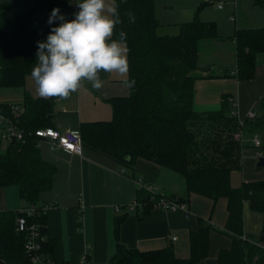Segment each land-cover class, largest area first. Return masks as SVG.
I'll use <instances>...</instances> for the list:
<instances>
[{"label": "trees", "instance_id": "obj_1", "mask_svg": "<svg viewBox=\"0 0 264 264\" xmlns=\"http://www.w3.org/2000/svg\"><path fill=\"white\" fill-rule=\"evenodd\" d=\"M116 2L123 22L116 26L113 39L119 38L120 30L126 32L127 79L136 83L127 94L109 98V119L79 122L82 145L126 166L141 157L167 167L183 178L186 196L194 193L212 200L225 198L227 216L219 231L230 238V245L217 253L216 264H264V249L257 245L264 241V179L243 181L236 187L229 183L230 171L240 167L242 148L252 146L248 137L253 133L260 138L264 155V102L258 112L253 110V117L245 116L241 121L226 93L221 94L217 109L195 110L192 94L193 80L199 76L198 42L221 39L215 23L201 20L195 13L179 22L175 32L160 33L153 0ZM53 8H59L69 20L65 0L0 1V86H20L25 75L31 74L37 41L46 40L51 28L61 23H47ZM129 11L135 15V23H129L125 15ZM229 37L234 43V66L223 74L247 79L259 62L264 70V22L256 27H237ZM206 68L210 69L209 65ZM10 106L0 103L1 114L20 130L21 137H13L0 149V187L15 185L18 197L34 204L54 177L55 166L41 156L39 137L34 134L36 128L52 125L53 99L24 93L20 109L12 111ZM1 122L4 125L6 121ZM164 197L186 202L175 195ZM244 202L262 217L254 241L242 238ZM140 204L137 217L153 209L146 197ZM40 210L26 216L17 210L0 209V259L7 264H32L24 250L25 231L16 230L18 216H24L27 224H36L40 253L53 261L54 240L45 236L44 212ZM123 218L124 213L113 218L115 237ZM213 229L207 221L197 219L196 229L188 233L186 258L176 257L170 246L139 251L116 241L107 264H195L206 256Z\"/></svg>", "mask_w": 264, "mask_h": 264}, {"label": "crops", "instance_id": "obj_2", "mask_svg": "<svg viewBox=\"0 0 264 264\" xmlns=\"http://www.w3.org/2000/svg\"><path fill=\"white\" fill-rule=\"evenodd\" d=\"M217 1H221L220 7L216 5ZM233 1L235 6L244 2ZM210 9L222 11V0H153L154 14L159 23L157 30L164 28L163 32L158 31L160 33H172L171 29L176 31L179 22L190 19L195 13L201 20L218 23L217 18L211 17ZM234 13V9L228 12L230 21L235 20ZM263 22L264 12H257L249 13V18L239 25L256 27ZM217 33L222 42L225 32ZM227 40L230 44L228 63L224 61L220 63V69L214 70L216 64L213 62L208 64L210 69L204 67L197 71L199 76L193 80L192 106L198 111L217 109L221 94L226 93L230 95L234 111L241 121L248 110L258 112L260 103L264 102L263 63H257L253 75L247 79L223 74L234 66V43L229 36ZM101 78L104 86L99 91L85 83L68 99L52 97V125L49 126L59 130L77 129L81 121L109 119V98L127 94L128 87L116 74L101 73ZM24 93L41 97L31 74L25 75L20 86H0V103L14 104L18 106L17 111ZM1 116L0 111V125ZM3 143L0 140V149ZM38 147L41 156L55 166L50 188L43 190L34 204H28L18 197L15 185H4L0 187V209L46 206L43 213L45 236L54 240L51 256L58 264L77 263L83 255L86 256L83 264H107L116 241L139 251L170 246L176 257L186 258L189 255L188 233L196 229L197 219L207 221L214 229L209 232L206 256L195 264H216L217 253L229 247L230 238L219 231L227 216L226 199L212 200L194 193L186 196L184 180L173 170L141 157H137L131 166H126L85 145H81L80 153H75L57 146L50 147L45 139L39 138ZM137 176L152 185L155 195L170 194L186 199L187 211L151 209L138 218L135 211L140 209V200L147 195L134 182ZM257 179H264V165H257L254 150L249 144L241 150L240 167L230 171L229 183L236 187L243 181ZM13 192L20 202H11L9 196ZM132 202H136L135 209H128ZM123 213L124 218L115 237L113 218ZM261 226V214L244 202V237L256 240ZM257 245L264 249V241L257 242Z\"/></svg>", "mask_w": 264, "mask_h": 264}, {"label": "clouds", "instance_id": "obj_3", "mask_svg": "<svg viewBox=\"0 0 264 264\" xmlns=\"http://www.w3.org/2000/svg\"><path fill=\"white\" fill-rule=\"evenodd\" d=\"M75 18L65 20L59 8H53L47 23L53 26L46 40L37 41L36 63L31 77L39 96L68 99L85 86L97 91L103 88L101 73L116 74L128 88L135 80L129 72L127 34L120 30L113 39L116 26L121 24L116 0H77ZM129 23H135L132 12H126Z\"/></svg>", "mask_w": 264, "mask_h": 264}, {"label": "built area", "instance_id": "obj_4", "mask_svg": "<svg viewBox=\"0 0 264 264\" xmlns=\"http://www.w3.org/2000/svg\"><path fill=\"white\" fill-rule=\"evenodd\" d=\"M68 11L67 18L69 20L75 18V14L79 11L77 7V3L75 0H68ZM216 5L218 7L221 6V1H217ZM231 18L232 16L229 15ZM12 111H15L18 106L12 104L10 106ZM255 115L253 110H248L246 116L253 117ZM1 119H5V127L4 130H1L0 140L5 141V143L9 142L13 137H21L20 130L10 122L8 119L1 116ZM34 134L41 139H45L50 147L57 146L63 149L80 153L81 149V137L80 133L77 129H63L59 130L52 126L39 127L34 130ZM250 141L252 143V147L254 150V155L256 158L262 156V150L260 149V138L257 133H253L250 136ZM134 182L136 183L139 189H143L148 199L152 201L153 209H162V210H176L181 209L185 212L187 211L186 203L183 201H177L175 199H167L164 195H159L158 198L155 199V194L153 193V188L150 183H145L143 179L139 176L134 178ZM136 206V202H132L127 206L128 209H134ZM46 206L41 208L30 205L28 207H22L17 210L18 213H24L26 216L35 215L39 209L44 212ZM117 209V207H115ZM16 230L25 231V241H24V250L29 255L30 262L32 264H58L54 260H50L49 258H44L39 250V242L40 239L39 231L37 229L36 224H27L24 216H18L16 218ZM245 239L244 236H242ZM86 256L83 255L79 262L72 264H83Z\"/></svg>", "mask_w": 264, "mask_h": 264}, {"label": "rangeland", "instance_id": "obj_5", "mask_svg": "<svg viewBox=\"0 0 264 264\" xmlns=\"http://www.w3.org/2000/svg\"><path fill=\"white\" fill-rule=\"evenodd\" d=\"M224 4V9L222 11H213L211 10V17L216 20H218L219 26H218L217 32L223 33L224 40L221 42L220 40H215L213 38H206L200 40L199 43V56L197 55V62H198V70L204 69V67H207L208 64H214L215 62L216 66L213 68L214 70L220 69V63H223L224 61L228 63L229 61V48L230 44L228 42V36H230L234 30L235 27H242L239 24H242L245 22L247 18H249V13L254 14L257 12H264V2L263 0L256 1V0H244L243 3L237 4L235 6V3H233V0H222ZM211 5V4H209ZM233 7V8H232ZM232 8V9H231ZM234 9V21H230L228 19V12ZM234 22V23H233ZM234 26V27H233ZM164 28L158 29V31L163 32ZM172 32L175 31L171 29ZM169 32V31H168ZM222 46V49H220ZM220 49V50H219ZM220 51V52H219ZM219 52V53H218ZM5 125H0V133L1 130H4ZM3 141V140H2ZM5 143V141H3ZM1 146V149H3L5 146ZM11 187V186H8ZM7 189V188H6ZM9 199L11 202H20V200L17 199L15 193H11L9 196ZM20 209V208H19ZM16 209V210H19Z\"/></svg>", "mask_w": 264, "mask_h": 264}, {"label": "water", "instance_id": "obj_6", "mask_svg": "<svg viewBox=\"0 0 264 264\" xmlns=\"http://www.w3.org/2000/svg\"><path fill=\"white\" fill-rule=\"evenodd\" d=\"M0 1L6 2V1H10V0H0ZM257 165H264V155L259 156L257 158ZM146 198H148V196H146ZM0 264H7V263L4 262L2 259H0Z\"/></svg>", "mask_w": 264, "mask_h": 264}]
</instances>
